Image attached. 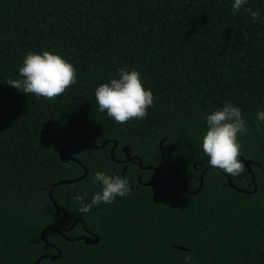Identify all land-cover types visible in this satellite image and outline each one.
Masks as SVG:
<instances>
[{
    "label": "trees",
    "instance_id": "trees-1",
    "mask_svg": "<svg viewBox=\"0 0 264 264\" xmlns=\"http://www.w3.org/2000/svg\"><path fill=\"white\" fill-rule=\"evenodd\" d=\"M234 0H0V264H33L45 253L40 233L61 230L48 198L52 184L76 179L83 169L62 163L59 151L77 160L88 174L74 184L57 186L55 202L65 212L64 236L47 230V241L60 258L40 264H264V0H247L259 12L252 21ZM49 51L76 69L77 83L46 101L8 86L19 79L26 54ZM119 69L137 70L145 90L155 97L147 119L118 125L100 113L95 89L119 77ZM230 102L242 110L248 126L238 136L241 157L251 166L255 193L231 189L221 170L202 151L205 118ZM115 141L144 166L177 169L187 191L199 185L200 171L210 167L201 190H175L177 176L165 188L143 186L149 171L121 166L110 157L113 143L102 149L75 146ZM163 141L162 148H159ZM196 169H194V166ZM120 175L130 195L88 213L75 197L90 202L102 186L94 174ZM225 174V173H224ZM237 189L252 191L244 171L229 176ZM98 237L86 245L78 238ZM78 239V240H77Z\"/></svg>",
    "mask_w": 264,
    "mask_h": 264
},
{
    "label": "clouds",
    "instance_id": "clouds-1",
    "mask_svg": "<svg viewBox=\"0 0 264 264\" xmlns=\"http://www.w3.org/2000/svg\"><path fill=\"white\" fill-rule=\"evenodd\" d=\"M247 0H234L232 12L235 15L241 10L248 13L252 21L260 18V13L245 7ZM19 79H9V87L24 94L34 95L46 101L55 100L68 88L77 83L76 69L60 55L49 51L42 54L30 52L23 59L18 69ZM118 79L103 83L95 89V100L100 113H106L118 125L130 120L147 119L148 109L154 106L155 97L150 90H145L141 82V73L137 70L119 69ZM207 130L202 137V151L208 157V163L215 169L229 176H238L244 171L239 160L242 145L238 136L249 131L242 117V110L230 102H225L219 110L213 111L205 118ZM264 125V111L256 113L257 131ZM94 180L102 186L100 192L85 202L84 195L75 197L80 213H88L101 203L111 205L117 197L130 195V182L120 175H107L102 171L94 174ZM193 257L185 256V264H190Z\"/></svg>",
    "mask_w": 264,
    "mask_h": 264
},
{
    "label": "water",
    "instance_id": "water-1",
    "mask_svg": "<svg viewBox=\"0 0 264 264\" xmlns=\"http://www.w3.org/2000/svg\"><path fill=\"white\" fill-rule=\"evenodd\" d=\"M109 143H113L112 147L110 148V152H109L110 157L113 159V152H114L115 148L117 147V142H115V141H107V140H106V141H102L99 145H95V146H92V145H82V144H76L75 146L84 147V148H88V149H95V150H96V149H102V148H104V147L107 146ZM162 144H163V141H160V143H159V148H162ZM68 147H69V146H68ZM68 147H64L63 149H61V150L59 151V158H60L61 162H62V163H67L68 161H74V162H76L78 165H80V166L82 167V169H83V174H82L80 177L76 178V179L62 180V181L56 182V183L52 184L51 187L49 188V190H48V198H49V201H50V203L52 204V206H53V208H54V210H55V215H56V216L59 215L60 212H61L63 209H62V207H60V206L55 202V200L53 199L52 192H53L54 188L57 187V186L74 184V183H76V182H78V181H80V180H83V179L87 176V174H88V170H87L86 167H84V165H82L81 163H79L77 160L72 159V158H70V157H68V156H66V155L63 154L64 151H65V149L68 148ZM121 152L123 153V155H124V157H125V161H124V162H129V161L131 160V158H130V149H129V147H127V146L122 147V148H121ZM170 154H171V149H170L168 155H167L166 158H165V164L167 163V161H168V159H169V157H170ZM239 160L243 163L245 169L247 170V172H248L249 175H250V185L253 186V190H252V191H245V190L237 189V188L233 185V183H232V181L230 180V178H228V177L226 176V174H224L222 171H221V174L226 178V183H227V185H228L231 189H233V190H235V191H237V192L245 193V194H248V193H251V194H252V193H255L257 187H256V183H255V179H254V175H253V172H252L251 166H252V165H254V166H256V167H260V166H259L258 164H256V163H253L252 161L245 160V159L242 158L241 156L239 157ZM135 164H136L141 170H147V169H151V168H152V167H150V166H148V167H144V166H142L141 160H137ZM193 166L196 167L195 165H193ZM209 168H210V167L204 169V170L201 172V174H200V176H199V185H198V188H197L195 191H193V192H189V191H187V190L185 189V187H184V185H183V182H182V180H181V178H180V176H179V174H178V171H177V169H176L175 167H169V168H168V170H167V179H166L165 182H162V181H161V178H160L159 174H158V177H157L156 179H152V180H150L149 182L142 183L140 178L138 179V182L141 183L143 186H147V187L155 186V187H159V188H165V187H167L168 184H169V173H170V170L173 169V170L176 172V174H177V176L179 177V179H180V185L178 186L177 190H181V191H183V192H184L185 194H187V195H194V194H197V193L201 190V188H202V182H203V177H204L206 171H207ZM124 170H125V169H124ZM261 171L264 173V170H263V169H261ZM62 212H63V221H64V220H65V215H66V214H65L64 210H63ZM77 220H78V219H76V220L72 223V225H71V227L69 228V230L72 229V228L75 226V224L78 222ZM79 223L83 226L82 220L79 219ZM62 224H63V223H62ZM47 230H51V231H53V232H59V231H58V230H55V229H44V230H42L41 233H40L41 240H42V242L44 243L43 249H44V250H47L48 248H51V249H53L54 251H56V254H44V255H41V256H40V257H39V258H38L33 264H40L41 261H42V260H45V259H49L50 261H53V260H56V259L60 258V256H61V252H60V250H59L55 245H53L52 243H50L49 241L46 240L44 234H45V232H46ZM61 236H62V238L66 239L67 241H74V240H76V239H68V238H66V237H65L64 235H62V234H61ZM78 239L82 240V241L84 242V244H86V245H94V244L98 243V237H97V236H92V235H91V236L81 237V238H78ZM78 239H77V240H78Z\"/></svg>",
    "mask_w": 264,
    "mask_h": 264
},
{
    "label": "flooded vegetation",
    "instance_id": "flooded-vegetation-1",
    "mask_svg": "<svg viewBox=\"0 0 264 264\" xmlns=\"http://www.w3.org/2000/svg\"><path fill=\"white\" fill-rule=\"evenodd\" d=\"M112 147V146H111ZM110 152V151H109ZM130 158H131V160L129 161V162H124L125 161V157H124V155H123V159H121V160H115L114 158H113V161L114 162H116V164H118V165H120L121 166V174H124V172L126 171V169H127V167H128V165H134V166H136L137 168H138V170L139 171H149V173H150V175L151 176H149V179H148V181L147 182H149L150 180H152V179H156L157 177H158V174H159V176H160V178H161V181L162 182H165L166 181V179H167V170H168V168L169 167H173V166H167V163L165 164V161H164V164H163V167L165 168V172H164V176H162L161 175V173H160V171L157 169V168H155V167H152V166H150V167H152L151 169H147V170H141L135 163H136V161L137 160H141L140 158H138V157H136V156H132L131 154H130ZM141 163H142V160H141ZM142 166H144L143 164H142ZM149 165H147V166H144V167H148ZM125 169V170H124ZM194 169H196V167H194ZM206 169V168H205ZM204 170V169H203ZM202 170V171H203ZM174 172L175 173V175L177 176V174H176V172L173 170V169H171L170 170V173H169V184H170V182H171V178H172V176H171V172ZM202 171H200V174H201V172ZM180 176V175H179ZM200 176V175H199ZM141 179V174H138L137 175V181H138V179ZM181 178V177H180ZM177 179H178V183H177V185L175 186V190H177V188H178V186L180 185V179H179V177L177 176ZM182 180V179H181ZM198 180H199V178H198ZM183 182V181H182ZM168 184V185H169ZM184 185V184H183ZM252 186V185H251ZM185 187V186H184ZM198 188V187H197ZM186 189V188H185ZM189 192H193V191H189ZM63 211V210H62ZM60 212V214H63V212ZM55 213V212H54ZM59 214V215H60ZM59 215H57V216H59ZM76 220V219H75ZM74 220V221H75ZM73 221V222H74ZM77 221H79V219L77 220ZM64 224V221H63V217H62V221H61V223H60V228H61V230H58L59 232H56L57 234H59L60 236H61V234L62 235H64V233H67V232H70L72 229H70L69 230V228H65L64 226H63V224ZM85 236H91V234L88 232V231H86V235H84V236H81V237H85ZM80 237V238H81ZM69 239V238H68ZM45 254H49V253H45ZM44 255V254H43Z\"/></svg>",
    "mask_w": 264,
    "mask_h": 264
}]
</instances>
